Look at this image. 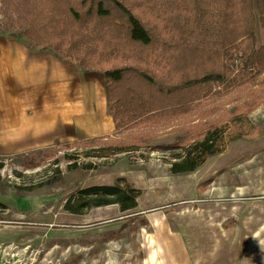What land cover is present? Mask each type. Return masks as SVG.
<instances>
[{
  "label": "rangeland",
  "instance_id": "rangeland-1",
  "mask_svg": "<svg viewBox=\"0 0 264 264\" xmlns=\"http://www.w3.org/2000/svg\"><path fill=\"white\" fill-rule=\"evenodd\" d=\"M20 32L0 19V41ZM256 38L264 46L259 18ZM240 61L234 62L242 66ZM259 80L257 95L264 91V74ZM249 94L247 83L221 85L209 99L210 107H222L213 119L231 122L246 114L237 108L247 106ZM246 116L242 137L188 173L171 171L182 149H156L185 144L182 120L70 149L64 144L0 156V257L16 253L18 264H144L146 240L153 236L162 264H264V97ZM130 143L135 151L115 153ZM119 180L140 190L136 208L66 209L69 199L82 203V190Z\"/></svg>",
  "mask_w": 264,
  "mask_h": 264
},
{
  "label": "trees",
  "instance_id": "trees-1",
  "mask_svg": "<svg viewBox=\"0 0 264 264\" xmlns=\"http://www.w3.org/2000/svg\"><path fill=\"white\" fill-rule=\"evenodd\" d=\"M257 17L264 29V0H0L6 26L65 60L103 73L116 134L184 121L185 144L156 147L182 149L171 166L177 174L193 172L211 156L225 153L242 137L246 115L263 99L264 91L257 95L253 89L264 74ZM243 83L251 100L237 112L246 114L231 122L214 120L222 107H210V97L221 92V85ZM64 146L70 149L75 143ZM136 149L130 143L115 153ZM121 181L88 187L78 196L82 203L69 199L65 207L78 213L118 204L122 212L130 211L141 192Z\"/></svg>",
  "mask_w": 264,
  "mask_h": 264
},
{
  "label": "crops",
  "instance_id": "crops-1",
  "mask_svg": "<svg viewBox=\"0 0 264 264\" xmlns=\"http://www.w3.org/2000/svg\"><path fill=\"white\" fill-rule=\"evenodd\" d=\"M102 72L9 33L0 41V156L114 136Z\"/></svg>",
  "mask_w": 264,
  "mask_h": 264
},
{
  "label": "bare ground",
  "instance_id": "bare-ground-1",
  "mask_svg": "<svg viewBox=\"0 0 264 264\" xmlns=\"http://www.w3.org/2000/svg\"><path fill=\"white\" fill-rule=\"evenodd\" d=\"M155 243V238L153 236H148L146 240V247L149 249V251L147 252V257L144 264H162L159 253L155 248ZM200 252L202 253L203 249H201Z\"/></svg>",
  "mask_w": 264,
  "mask_h": 264
},
{
  "label": "built area",
  "instance_id": "built-area-1",
  "mask_svg": "<svg viewBox=\"0 0 264 264\" xmlns=\"http://www.w3.org/2000/svg\"><path fill=\"white\" fill-rule=\"evenodd\" d=\"M18 256H17V254L15 253H13L12 255H11V258L9 257V256H5V257H0V264H18L19 262L18 261H20V260H18V261H13V258L15 259V258H17Z\"/></svg>",
  "mask_w": 264,
  "mask_h": 264
}]
</instances>
